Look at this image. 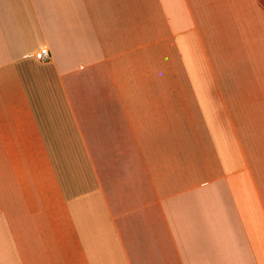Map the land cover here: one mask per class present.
<instances>
[{"label": "crops", "instance_id": "obj_1", "mask_svg": "<svg viewBox=\"0 0 264 264\" xmlns=\"http://www.w3.org/2000/svg\"><path fill=\"white\" fill-rule=\"evenodd\" d=\"M0 264H264V0H0Z\"/></svg>", "mask_w": 264, "mask_h": 264}, {"label": "built area", "instance_id": "obj_2", "mask_svg": "<svg viewBox=\"0 0 264 264\" xmlns=\"http://www.w3.org/2000/svg\"><path fill=\"white\" fill-rule=\"evenodd\" d=\"M35 57L41 62H46L50 59V51L47 47L41 48L36 52Z\"/></svg>", "mask_w": 264, "mask_h": 264}]
</instances>
